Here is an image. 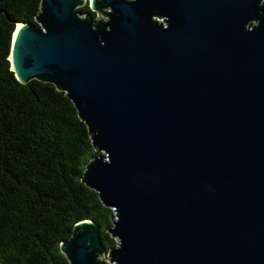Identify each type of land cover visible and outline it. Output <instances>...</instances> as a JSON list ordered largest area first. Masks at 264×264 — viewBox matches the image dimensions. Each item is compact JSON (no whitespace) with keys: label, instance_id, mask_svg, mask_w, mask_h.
Here are the masks:
<instances>
[{"label":"water","instance_id":"obj_1","mask_svg":"<svg viewBox=\"0 0 264 264\" xmlns=\"http://www.w3.org/2000/svg\"><path fill=\"white\" fill-rule=\"evenodd\" d=\"M261 2L39 0L13 22L12 75L64 91L95 152L80 181L113 210L115 244L80 219L68 264H264Z\"/></svg>","mask_w":264,"mask_h":264},{"label":"trees","instance_id":"obj_2","mask_svg":"<svg viewBox=\"0 0 264 264\" xmlns=\"http://www.w3.org/2000/svg\"><path fill=\"white\" fill-rule=\"evenodd\" d=\"M37 6L0 0V264H68L58 242L86 217L104 248L115 243L113 210L80 181L95 152L73 104L51 82L19 83L6 59L13 22L32 23Z\"/></svg>","mask_w":264,"mask_h":264},{"label":"rangeland","instance_id":"obj_3","mask_svg":"<svg viewBox=\"0 0 264 264\" xmlns=\"http://www.w3.org/2000/svg\"><path fill=\"white\" fill-rule=\"evenodd\" d=\"M79 7V6H78ZM90 12H93V11H90ZM94 13V12H93ZM106 235H108V236H110V237H112L111 235H109V233L107 232V230H106ZM113 239H114V237H112ZM114 242H115V239H114ZM115 244V243H114ZM105 254H107V251H106V253ZM108 261V260H107ZM108 263H112L111 261H108ZM113 264V263H112Z\"/></svg>","mask_w":264,"mask_h":264},{"label":"bare ground","instance_id":"obj_4","mask_svg":"<svg viewBox=\"0 0 264 264\" xmlns=\"http://www.w3.org/2000/svg\"><path fill=\"white\" fill-rule=\"evenodd\" d=\"M19 24L18 23H16V26H15V29H16V27L18 26ZM15 31V30H14Z\"/></svg>","mask_w":264,"mask_h":264}]
</instances>
